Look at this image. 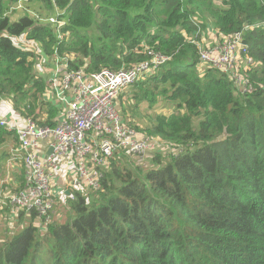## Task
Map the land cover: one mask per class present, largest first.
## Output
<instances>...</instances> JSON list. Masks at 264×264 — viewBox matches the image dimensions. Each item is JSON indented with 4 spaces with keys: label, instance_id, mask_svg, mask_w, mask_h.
<instances>
[{
    "label": "trees",
    "instance_id": "16d2710c",
    "mask_svg": "<svg viewBox=\"0 0 264 264\" xmlns=\"http://www.w3.org/2000/svg\"><path fill=\"white\" fill-rule=\"evenodd\" d=\"M56 12L58 30L48 21ZM234 33L252 63L200 66L202 46ZM150 51L170 59L114 104L126 126L167 150L150 152L144 168L107 159L93 195L69 191L63 222L37 224L34 211L5 201L0 215L14 228L0 229V264H264V0H0V107L48 126L57 106L38 59L117 72L149 62ZM160 100L174 108L145 111ZM17 148L0 126V179L11 159L18 165L11 192L24 185Z\"/></svg>",
    "mask_w": 264,
    "mask_h": 264
},
{
    "label": "built area",
    "instance_id": "2783aa9c",
    "mask_svg": "<svg viewBox=\"0 0 264 264\" xmlns=\"http://www.w3.org/2000/svg\"><path fill=\"white\" fill-rule=\"evenodd\" d=\"M60 15L56 12L55 16L48 18L57 30L64 25L58 19ZM16 43L32 50L35 48L32 41L23 38H16ZM149 54V62L117 72L108 69L95 73L58 68L50 70L46 77L48 99L57 106V116L48 126L38 125L30 118L21 119L20 123L16 118L0 116V126L17 136L16 152L24 165L23 188L7 197L12 212L34 211L37 224L51 221L56 203L52 179L58 158L72 160V171L77 177L74 185L97 191L102 177L99 170L115 154L128 157L126 162L131 159L139 162L152 151L167 150V145L148 139L126 126L114 104L123 89L143 76L153 74L170 59L158 51H150ZM246 55L240 33H234L213 45L202 46L199 63L200 66L227 71L233 67L236 69L241 59L252 63ZM242 77L236 78L241 80ZM49 148L52 152L46 154Z\"/></svg>",
    "mask_w": 264,
    "mask_h": 264
},
{
    "label": "rangeland",
    "instance_id": "374dc122",
    "mask_svg": "<svg viewBox=\"0 0 264 264\" xmlns=\"http://www.w3.org/2000/svg\"><path fill=\"white\" fill-rule=\"evenodd\" d=\"M28 5L30 8H33L34 7V3L33 2H28ZM12 10H14L15 8L14 7H11ZM11 12V10L9 11ZM39 13L41 14H44L43 10L39 9L38 10ZM22 13V12H19V14ZM10 14H13V12H11ZM52 16H55L54 14L53 15H50V17ZM49 17V18H50ZM207 30V29H206ZM207 37H205V39H207ZM45 66L46 64L45 63H42V68H43V72H44V69H45ZM52 68H55L54 65L51 66V69ZM56 68H60L59 66H56ZM202 69V68H201ZM7 103V102H5ZM8 104V103H7ZM9 105V104H8ZM10 107V106H9ZM174 108V104L173 103H170L168 101H164V100H160L155 106H153L152 109L150 110H145V111H149L151 113H157V114H164V113H168L170 112L172 109ZM4 112V111H3ZM152 157H146L144 160H142L141 164L143 166H141L142 168L146 167L147 165H151L150 163V160H151ZM121 159L126 162L128 160V157H126L125 155H122ZM134 162H136V159L133 160ZM57 168L60 166V164L62 163V165H66L65 169L66 168H70L72 166V160L71 159H63V158H58L57 160ZM56 168V169H57ZM55 169V171H56ZM54 171V173H55ZM71 172V170H70ZM8 174H9V171H8ZM7 174V175H8ZM72 174V175H71ZM71 174L68 175L67 177V182H69L68 186H69V189H70V192H71V196L74 195L75 192H79L81 193L82 195H86V196H91L93 195L94 193L92 192L93 190L89 189V188H83L82 185H71V180L73 179V181H77V177L75 175H73V173L71 172ZM6 178V177H5ZM5 178H1L0 179V183L1 181H3ZM54 180L56 181L55 182V189L56 191L53 193V195H57L58 193H60V190L59 189V183L61 182L63 184V181L60 180L59 178H54ZM75 183V182H74ZM74 186V187H73ZM9 188L13 189L14 190V186L13 185H10ZM16 191V190H15ZM13 191V192H15ZM53 191V190H52ZM11 192V193H13ZM10 194V193H9ZM71 196H63V204H60L59 201H56L57 203H55V206H54V212L55 211H58L60 213V219H59V222H63V221H66L68 218H70L67 213L69 211V205H68V201H69V197L71 198ZM3 204H5V200H2ZM2 204V205H3ZM0 218H2V216L0 215ZM6 218H2V220H4ZM55 220H58V219H55ZM38 221V220H37ZM13 222H12V218L9 217V220L8 222L7 221H3V222H0V229H3L4 226L7 227L8 229H13L14 228V225L12 226Z\"/></svg>",
    "mask_w": 264,
    "mask_h": 264
},
{
    "label": "crops",
    "instance_id": "0c3cea01",
    "mask_svg": "<svg viewBox=\"0 0 264 264\" xmlns=\"http://www.w3.org/2000/svg\"><path fill=\"white\" fill-rule=\"evenodd\" d=\"M42 63H44V61L42 59L38 60V65L36 67V72L40 73L42 72L43 75H45L46 77L48 76L49 74V71L50 70H53L56 68V66H59L60 70H63V67L60 65V63H58L57 61H54L52 64H50L47 60V63H46V66H45V69H44V72L42 71L43 68H42ZM54 65L55 68H52L51 69V66ZM4 111V112H3ZM5 115V118H16L19 120L20 123H22V120L19 118V116L17 114H15L11 108L7 105V104H2L1 105V109H0V116H4ZM8 163V162H7ZM66 165H62V163L60 164V166L56 169L54 175H53V179H52V190L53 192L56 191L55 189V180L54 178H59L60 180L63 181V184L60 182L59 183V189L60 190V193H58L57 195H55V198H56V201H59L60 204H63L62 200H63V196H69V182H67V177L69 174H71V172L73 173L72 171V166L69 168H66ZM16 168H18V165L16 163V159H11L10 162L8 163V170H9V176L7 175V177L5 178L4 182L3 183H7V185L5 186L4 188V191L0 194V196L2 197L0 199V205L2 208V206H4L2 200H7V197L9 195V193H11V188H9L10 185H13L15 187V182H16V173L14 174L15 170H17ZM71 170V172H70ZM72 175V174H71ZM74 175V173H73ZM74 182H77V181H73V179L71 180V185H74L75 183ZM74 187V186H73ZM57 203V202H56ZM3 204V205H2ZM64 205V204H63ZM53 219H60V213L58 211H55L52 215V218L51 220ZM37 221V220H36Z\"/></svg>",
    "mask_w": 264,
    "mask_h": 264
},
{
    "label": "water",
    "instance_id": "95a60500",
    "mask_svg": "<svg viewBox=\"0 0 264 264\" xmlns=\"http://www.w3.org/2000/svg\"><path fill=\"white\" fill-rule=\"evenodd\" d=\"M52 152V149L49 148V150H47L46 154H50Z\"/></svg>",
    "mask_w": 264,
    "mask_h": 264
},
{
    "label": "clouds",
    "instance_id": "9594fccd",
    "mask_svg": "<svg viewBox=\"0 0 264 264\" xmlns=\"http://www.w3.org/2000/svg\"><path fill=\"white\" fill-rule=\"evenodd\" d=\"M7 201V200H6Z\"/></svg>",
    "mask_w": 264,
    "mask_h": 264
}]
</instances>
